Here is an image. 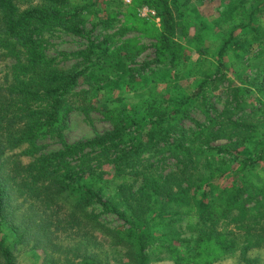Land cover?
Masks as SVG:
<instances>
[{"label":"trees","instance_id":"obj_1","mask_svg":"<svg viewBox=\"0 0 264 264\" xmlns=\"http://www.w3.org/2000/svg\"><path fill=\"white\" fill-rule=\"evenodd\" d=\"M194 1L218 0H0V62L17 61L0 86V264H262L250 253L264 250V0L191 17ZM118 24L153 42L152 62L135 39L113 41ZM55 32L86 42L71 67L46 53ZM76 112L111 128L69 144ZM147 153L173 169L141 167Z\"/></svg>","mask_w":264,"mask_h":264},{"label":"rangeland","instance_id":"obj_2","mask_svg":"<svg viewBox=\"0 0 264 264\" xmlns=\"http://www.w3.org/2000/svg\"><path fill=\"white\" fill-rule=\"evenodd\" d=\"M130 1L131 0H126ZM221 1H214L212 3L206 4L204 6H201L198 2H193L191 5V12L189 13L192 17L194 15L193 11L199 10L201 13L205 16H208L210 14H214L216 12V8L220 6ZM139 16L141 18L150 19L155 17V13L150 10L148 7H143L139 9ZM156 23H159L158 19H155ZM121 24H118L114 30H111V34H116L113 41H116L117 44L118 41H126V40H136L137 45L139 47L145 48V51L139 56V61H148L152 62L155 59V50L152 48L153 42L149 40L148 38L142 37L140 34H137L136 32H129L126 35L121 36L118 34L120 30ZM92 27L89 24L87 26V29L90 30ZM105 32H99L96 30L94 32L95 37L101 36ZM44 40L46 42V48H47V55L52 58L56 59L60 65L68 68L71 67L73 64H75L73 57H70L68 61L65 60V56H71L72 54L79 52L86 47V42L84 40H80L78 38H74L71 36H65L62 34H59L58 32L51 33V34H45ZM193 60L196 59L195 55H192ZM17 63L15 59H6L4 61L0 62V86H4L7 83H9L12 80V67ZM166 65L161 63H152L150 66V70L155 72V74L161 70L164 69ZM264 82V79L262 80ZM165 83V82H164ZM164 83L160 87L163 89L165 86ZM123 97L129 101L132 99L137 98L136 94L133 92H127L124 91ZM116 94V93H115ZM120 94V92H118ZM213 101L216 102V106L219 110L223 109V106L225 105V96L221 92L214 93ZM192 118L199 123H204L205 118L199 114L196 113V111L193 112ZM186 127H195V124L192 122H186ZM111 128L110 124L106 122L103 117L98 113H93L89 115V118L83 113L76 112L72 114L69 117V128L65 132V140L67 143L72 144L78 141H85L88 139L93 138L96 134L103 133ZM40 145L47 146V152L52 151H58L61 149V145L58 142V140H51L46 139L40 142ZM20 150L16 151V153H19ZM162 155H156L147 153L143 156L140 166L141 167H147L149 168L151 166V170L157 173L166 174L171 169H173L175 161L172 159H167L165 161H162ZM25 162L30 161V159L24 158ZM102 221L105 222L109 227L111 228H117L122 226V222L115 216L112 215H103ZM236 226V225H235ZM190 237L191 234L187 233L186 237ZM41 256L39 258V262H36L37 259H34L31 255L24 256V258L21 261V264H42V258L43 254L40 253ZM250 256L252 258H258L262 264H264V250H255L250 253ZM152 264H174V262L168 258L163 259L162 261H156ZM213 264H242L239 261V258L237 255L234 256H228V257H221L217 261H215Z\"/></svg>","mask_w":264,"mask_h":264},{"label":"built area","instance_id":"obj_3","mask_svg":"<svg viewBox=\"0 0 264 264\" xmlns=\"http://www.w3.org/2000/svg\"><path fill=\"white\" fill-rule=\"evenodd\" d=\"M127 3H130V1H127Z\"/></svg>","mask_w":264,"mask_h":264}]
</instances>
